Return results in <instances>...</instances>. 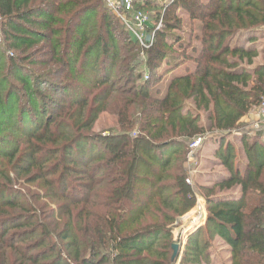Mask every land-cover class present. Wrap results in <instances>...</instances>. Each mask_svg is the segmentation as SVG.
<instances>
[{"label":"trees","instance_id":"trees-1","mask_svg":"<svg viewBox=\"0 0 264 264\" xmlns=\"http://www.w3.org/2000/svg\"><path fill=\"white\" fill-rule=\"evenodd\" d=\"M57 1L0 0L2 41L20 53L0 57V145L9 147L0 152V264H172L169 227L195 202L183 162L187 142L205 134L198 113H208L210 130L231 132L264 96V50L255 63L257 49L240 45L264 38V0H174L146 51L145 82L136 67L140 46L123 33L119 55L109 14L104 30L82 33L73 59L74 46L51 41L59 11L79 16L101 4ZM178 8L198 24V45L179 46L181 61L168 43L181 29ZM93 53L110 64L97 72L94 65L85 80L71 69ZM187 61L192 68L161 89L168 70ZM106 111L116 114L118 132L102 137L92 130ZM134 131L139 136L130 137ZM219 140L216 156L230 176L203 189L204 230L230 247L231 264H264V141L242 139L247 163L239 169L230 143ZM20 180L36 191L8 196ZM234 187L233 197L215 191ZM199 238L188 239L183 264L209 260Z\"/></svg>","mask_w":264,"mask_h":264},{"label":"rangeland","instance_id":"rangeland-1","mask_svg":"<svg viewBox=\"0 0 264 264\" xmlns=\"http://www.w3.org/2000/svg\"><path fill=\"white\" fill-rule=\"evenodd\" d=\"M61 1L62 0H59L57 2L59 3ZM203 1H207V0H203ZM155 2L156 1L154 0L153 2L152 1L147 2L148 7L146 8L151 17L150 26H154V24L156 25L158 23L160 19L159 18L160 9L162 10L166 9V6L161 7L160 4H156ZM155 4L159 5V7L158 8L155 7ZM74 9L75 8H70L68 10L65 9L64 11H59L57 14H55V20L56 21L58 20V23H52L51 28L54 29L53 32L57 34V36H53L51 38V41H55V42L58 41V43H63L66 41L65 43H68L69 45L74 46L70 49V57L73 59L75 56L76 50H77V45L80 42V37L82 33L86 29H89L90 30L89 34L91 37H93L96 34V32L102 31L103 24H106L107 22V23H110L109 25L110 31L115 29V34H116L115 38L117 39V43L120 46L119 55L122 56L125 54V51L122 50V47L125 45L124 36H121V35L123 33L128 34V31L123 25V23L120 21V19H118V16L114 15L112 11L106 8L103 0H101V4L97 10L94 11L93 9V11L88 12L87 14H83V15L80 14L79 16H72L75 12ZM181 11L182 10L179 8L176 9L175 11L176 19L182 22L181 29L180 31L173 32L174 38L168 39L169 40L168 43L173 44L172 52L173 54H175L176 58H178L177 61L182 60V58H180L182 54H181V49H179V46L184 48L189 43L196 42L194 37L197 33L196 27L198 25L196 22L192 23L189 20L188 16L184 12H181ZM105 13L109 14V18H107V21L104 23ZM59 30L61 32L57 33V31ZM68 31H70V33ZM130 37L133 39L132 36ZM177 39L179 42L174 44V42ZM19 55L20 53L18 51L8 49L7 45L3 43L1 31H0V57H2V60L4 61L6 57L17 58L19 57ZM95 59H97L96 53L91 54V56L87 58L85 56L79 57L78 60L76 61L75 67L73 66V69L71 70L72 71L76 70L79 72L82 71L81 74L84 75L85 77L84 79L87 80L93 77L95 73L93 69L94 65L95 66L97 65L96 66V72H97L98 68L100 69V71H102L104 70L105 67L108 66V64H110L109 60L106 61L102 58H99L96 63ZM136 67H137V72L141 73V71H143L144 67L140 66L139 64ZM34 71H36V68H34ZM180 71L181 69L178 68L174 70L172 74L179 75ZM114 73H116V70L113 71V74ZM141 81L142 82L147 81L142 77V74H141ZM9 82L10 83L14 82L13 77L9 78ZM85 86H86V83L79 85V91L81 90L80 87L83 88ZM39 92H42V90L40 89ZM76 93L78 94V90L76 91ZM190 106H192L191 101L187 102V107L189 108ZM192 109H193V106H192ZM49 112H52V108H49ZM193 113L196 114L195 110ZM198 114L200 116L201 125L205 127V134L204 136H201L204 138L203 143L196 150V156H195L197 160L196 164H194L192 167H190V169L187 170L186 163H187V152L189 151L188 147H186L187 151L185 155V160L183 162L185 166V171L187 173L185 182L187 185L191 187L194 193V196H195V202H194L193 207L186 214L176 217L174 222L169 227L171 236H172V241H171L172 247L173 246L177 247V256L175 260L172 261V264H183L182 259H183V255L185 253V249L187 246V241L190 237L195 236L198 232H200L199 243L209 244V248L206 251L209 260L207 262H200V264H231L230 247L220 237L215 236L214 234L210 233V230H207V229L204 230V227L206 224V218H207L206 214L207 213H206V202L203 197V195L206 194V191H204L203 189L211 188V183L221 181L224 175L230 176V173L229 171H227V168H225L221 164L219 157L217 156L215 157L213 153L209 151V149L210 150L212 149L210 146L211 144L209 143L207 145L210 137L218 134L219 132L217 130H210V122L207 119V116H208L207 112H204V110H201ZM247 118L253 119L254 122L261 121V118L258 117L257 112H255L254 115H251V114L250 116L248 115ZM249 119L247 121H243V123L239 122L235 130L231 132H227V133L226 132L222 133L229 137V141L232 144V148H233L232 163H234V167L238 166L241 169L244 166V163L247 162V160L245 159L246 144L242 143V139L245 138L246 141H249L253 139L254 137L255 138L259 137L261 138L262 141H264V129H260V130L252 129L251 130V128L248 126L249 122H251L249 121ZM17 121L19 122L18 123L19 126L22 127L20 120H17ZM117 122L118 121H117L116 114H112L106 111L99 115V117L97 118L96 122L93 125L92 132H94L95 134H100L102 137H108L111 134L118 132ZM241 133L243 134V136H239ZM3 134L8 136V132L6 131L3 132ZM249 134H252V135L249 136ZM12 135H15V133L13 132ZM137 135L139 136V133L136 131L131 132L129 134L130 137H135ZM204 142H206L205 147H204ZM188 143L189 142H187V145ZM1 151L9 152V147L3 143L0 145V152ZM217 174H218V177H215ZM11 177L14 179L13 174H11ZM187 180L189 181V183H187ZM32 191H36V187L34 185L28 184V181L27 182H25L24 180H20L19 182L14 181L12 183V190H11V192H14V193L8 194V196L10 195L11 197L15 199H21V196L19 195H26L27 192H32ZM215 191L216 193H218L219 196H223V197L232 196L233 197L239 194L240 189L239 187H234V188H231L230 190H223L221 192H219L218 190H215ZM198 203L202 204V207H203L202 216H201V212L199 211L197 212ZM196 212L198 213L199 222L196 224L195 221H192L189 226V224H187L186 221H188L187 220L188 218L192 219L193 218L192 216H194ZM188 214L189 216L185 219V217ZM172 255H173V251H172Z\"/></svg>","mask_w":264,"mask_h":264},{"label":"built area","instance_id":"built-area-1","mask_svg":"<svg viewBox=\"0 0 264 264\" xmlns=\"http://www.w3.org/2000/svg\"><path fill=\"white\" fill-rule=\"evenodd\" d=\"M148 1L153 0H103L106 8L118 16V19L123 23L133 40L140 46V52L138 54V64L144 67L146 58V51L153 45L156 34L161 30L163 26V16L165 10L160 9L159 21L154 26H150V15L145 5ZM155 3L160 4L161 7H167L174 0H154ZM142 77L146 80L148 74L145 67L141 71ZM257 115L261 118V121L253 126V130L264 129V96L260 105L257 107ZM204 136V135H203ZM203 137L198 136L189 141L187 147V170L196 164V150L203 143ZM187 183L189 181L187 180Z\"/></svg>","mask_w":264,"mask_h":264},{"label":"crops","instance_id":"crops-1","mask_svg":"<svg viewBox=\"0 0 264 264\" xmlns=\"http://www.w3.org/2000/svg\"><path fill=\"white\" fill-rule=\"evenodd\" d=\"M203 1V0H202ZM203 2H206V1H203ZM194 40V39H193ZM196 41V40H195ZM196 43V44H195ZM195 43H191L193 46H197L198 45V41H196ZM240 45H243L245 48H249V47H252V46H254L256 49H257V52H258V57L254 60V62L255 63H261L262 61H263V50H264V38H261V36H260V38L258 39V41H256V42H254V43H247L243 38L240 40ZM192 66H193V64H192V62H190V61H187V62H185V63H182V64H180L179 65V67H177L176 69H181V71H180V73L179 74H182V72H184L185 71V68L186 67H189L190 69L192 68ZM175 69V70H176ZM172 76V72H171V70L169 69L168 70V74L164 77V79H163V81H162V83H161V85H160V88L161 89H164L165 87H166V85H167V83H168V81L171 79L170 77ZM257 109L258 108H254L253 110H251L246 116H244L239 122H241V123H243V121H247L249 118H247V116L249 115L250 116V114L251 115H254L255 114V112L257 111ZM251 118V117H250ZM249 121H251V122H249V127L251 128V130L253 129V125H255L256 123H258V122H254L253 121V119H249ZM251 132V131H250ZM248 134V133H247ZM252 134H249V136H251ZM225 137V144H229L230 143V141H229V137L226 135L225 136V134H216V135H214V136H212V137H210V139H209V142L207 143V145L210 143L211 145V150L209 149V151L210 152H212L213 153V155L216 157V153H217V151L220 149V137ZM239 136H243V134L241 133ZM239 136H237V137H239ZM228 137V138H227ZM241 138V137H240ZM207 142V141H206ZM206 142H204V147H205V144H206ZM230 145L232 146V144L230 143ZM203 146V145H202ZM200 150V149H199ZM247 163V162H246ZM246 163H244V165L246 164ZM239 169H241V168H239ZM215 175V174H214ZM213 175V176H214ZM215 177H218V174L215 176ZM205 178H207V177H205ZM223 178L224 179H226V178H228V175H224L223 176ZM222 180V179H221ZM216 182H214V183H211V186L212 185H214Z\"/></svg>","mask_w":264,"mask_h":264},{"label":"bare ground","instance_id":"bare-ground-1","mask_svg":"<svg viewBox=\"0 0 264 264\" xmlns=\"http://www.w3.org/2000/svg\"><path fill=\"white\" fill-rule=\"evenodd\" d=\"M202 209H203L202 204L198 203L197 204V212L198 211L201 212V216H202V212H203ZM197 212L195 213V215L193 214L194 216H192L193 217L192 219H190V218L187 219L188 221H186V223L189 224V226H190L192 221H195L196 224L199 222L198 213Z\"/></svg>","mask_w":264,"mask_h":264},{"label":"water","instance_id":"water-1","mask_svg":"<svg viewBox=\"0 0 264 264\" xmlns=\"http://www.w3.org/2000/svg\"><path fill=\"white\" fill-rule=\"evenodd\" d=\"M172 249H173V255H172L171 260L174 261L177 256V247L173 246Z\"/></svg>","mask_w":264,"mask_h":264}]
</instances>
